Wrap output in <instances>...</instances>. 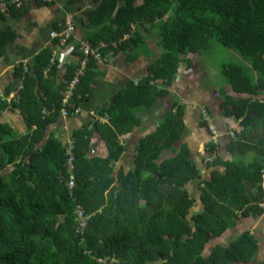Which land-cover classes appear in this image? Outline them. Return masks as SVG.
I'll list each match as a JSON object with an SVG mask.
<instances>
[{
	"label": "trees",
	"instance_id": "trees-1",
	"mask_svg": "<svg viewBox=\"0 0 264 264\" xmlns=\"http://www.w3.org/2000/svg\"><path fill=\"white\" fill-rule=\"evenodd\" d=\"M8 13H0V21ZM85 14L101 25L86 40L93 47L118 43L125 50L145 44L133 25L148 24L159 34L161 56L145 79L129 85L99 113L108 119L96 123L107 156L91 155L95 130L85 127L75 132L72 190L67 184L66 146L49 134L64 107L63 95L44 94L57 73V65H51L54 49L36 57L34 71L18 68L24 79L20 97L11 103L1 98L0 111L20 110L29 129L17 134L9 123L0 122V264L251 262L258 251L251 233L227 247H208L235 228L241 216L263 213L264 0H103L98 9ZM15 38L10 28L0 30V60ZM213 44L239 52L251 66L229 64L222 69L225 83L237 95L224 94L222 109L226 116L241 120L242 130L229 147L233 160L218 158L211 163H222L225 169L213 170L211 179L202 182L205 209L195 212L187 186L201 179L202 172L187 148H176L186 130L182 105H176L156 132L141 141L132 170L117 173L114 166L126 151L120 137L140 124L136 110L151 108L168 95L183 60L207 53ZM95 63L91 59L67 106L70 115L88 99ZM74 73L75 67L69 80ZM40 92L47 97H39ZM44 107L54 112L43 115ZM215 149L212 144L211 150ZM165 151L174 156L163 160ZM80 205L89 218L83 234L76 215Z\"/></svg>",
	"mask_w": 264,
	"mask_h": 264
},
{
	"label": "crops",
	"instance_id": "crops-1",
	"mask_svg": "<svg viewBox=\"0 0 264 264\" xmlns=\"http://www.w3.org/2000/svg\"><path fill=\"white\" fill-rule=\"evenodd\" d=\"M102 1L53 0L47 3L32 0L22 8H11L10 14L8 13L4 20L0 21V30L10 28L16 34L15 40L8 44L6 55L0 60V99H6L10 103L19 99L24 79L18 76V68L20 70V66L23 65L25 69L31 67L34 71L36 57L48 48L57 50L60 60H57V73L51 76V81L44 87V92L63 95L64 99L67 84L74 77L69 80L68 73L71 68L75 67L74 74H76L84 58L79 49L80 41L88 40L87 38L94 36L101 27L92 22L85 13L98 9ZM141 3L142 1L139 2ZM69 13L75 17L77 32L71 41L64 44L60 38L52 37V33L63 31ZM133 29H139L140 35L145 39V44L142 42L135 48L130 47L124 50L119 49L118 43H114L112 47L107 42L103 43L100 50L103 59L95 60V67L90 69L88 99L76 115L64 116L63 107L62 115L51 127L49 134L53 133L64 142V145L69 139H74L75 132L85 127L96 132L98 121L108 123V119L100 117L99 113L114 104L118 95L129 85L139 84L145 79L150 73V67L160 58L161 51L158 45L160 37L157 30L148 24L144 27L133 25ZM57 40H59L58 43ZM203 55V53L191 54L184 59L172 86L168 88V95L159 98L151 108L136 110L140 124L128 134L120 137L126 151L114 166L117 173L120 171L128 173L132 170L136 164L137 148L141 141L156 132L160 124L175 111L176 105H182L185 108L186 130L176 148L178 150L183 147L187 148L191 159L202 172L201 179L194 180L187 186L191 197L195 200L193 209L195 212L205 209L201 200L202 182L211 179L213 170L225 169L222 163L216 166H211V163L218 158L225 162L233 160L234 156L229 147L232 140L236 139L237 131L242 130L241 120L226 116L222 109L224 94L237 96L232 86L223 82V87L218 89L208 86V83L205 84L206 86L201 84V79L204 81V77L209 78L210 76L206 69L209 63L204 61ZM188 58L190 61L187 60ZM87 71L88 69L85 75ZM49 72V69L44 72L45 77L49 76ZM161 83L163 84L162 81L159 82L160 85ZM162 88H165L164 84ZM41 94L42 92L38 94L39 97H47ZM203 107L209 110L214 119L217 129L216 136L211 133L202 116ZM42 112L43 115H50L54 110L44 107ZM0 117L3 118L0 122L9 123L17 134H25L29 129L20 110L0 111ZM258 130L262 132L261 128ZM94 137L92 150L96 152V155L99 152L98 155L107 156V149L100 142L97 132ZM212 144L216 147L215 151L211 150ZM173 156L171 151H165L162 159L166 160ZM260 207L263 213L253 212L249 216H241L236 227L214 240L212 246L209 245L210 249L219 244L230 246L243 234L251 233L257 240L258 251L253 260L247 264H264V202L260 204Z\"/></svg>",
	"mask_w": 264,
	"mask_h": 264
},
{
	"label": "built area",
	"instance_id": "built-area-1",
	"mask_svg": "<svg viewBox=\"0 0 264 264\" xmlns=\"http://www.w3.org/2000/svg\"><path fill=\"white\" fill-rule=\"evenodd\" d=\"M32 0H0V13H8L10 12L11 8H22L24 7L27 3L31 2ZM43 2L50 3L53 0H41ZM77 32L76 28V23H75V17L72 14H68L65 20V27L61 33L53 32L52 37L54 38H60L62 43H68L71 41ZM129 36H125L124 40L128 39ZM80 47V52L84 55L83 60L80 63V67L78 68L76 74L74 77L68 82L65 93H64V99H63V115L64 116H70L69 111H68V104L73 100L76 91L78 90L79 86L81 85L82 78L85 75L86 70L88 69L90 65L91 59L95 60H102L103 55L101 54L100 50L101 47L95 49L89 41L82 40L79 43ZM64 58V57H63ZM62 58V59H63ZM57 60H60V57L58 59V52L57 50L54 51L52 59H51V65H57ZM79 109L75 112V114L71 115H76L78 114ZM202 116L204 120L207 122L209 129L211 133L216 136L217 135V129L214 123V119L211 116L209 110L206 107L202 108ZM233 134V133H232ZM66 146V153L68 156V161H67V167H68V172H69V180H68V187L69 189H74L76 185V154H75V140L74 139H69L67 143L65 144ZM96 152L92 150L91 155H95ZM76 215L77 219L79 221L80 229L79 232L83 234L85 228L88 226V216L86 215L85 209L80 205L77 207L76 210Z\"/></svg>",
	"mask_w": 264,
	"mask_h": 264
},
{
	"label": "rangeland",
	"instance_id": "rangeland-1",
	"mask_svg": "<svg viewBox=\"0 0 264 264\" xmlns=\"http://www.w3.org/2000/svg\"><path fill=\"white\" fill-rule=\"evenodd\" d=\"M94 48L97 49L96 47H94ZM203 59H204V61L209 63V66L206 67V69L208 70L210 76H209V78L208 77L205 78L203 75L205 80L203 81L201 79L200 82L203 86L206 83H208V86H211L213 88L217 87L218 89L223 87V82H225V78L222 76V69L225 65L239 64V65H242L244 67H247L248 69L251 66L249 61L247 59H245L239 52L225 48L219 44H213L211 49L203 55ZM250 73H251V71H250ZM211 74H214V75H211ZM1 117H0V120L3 119ZM98 154H99V152H98ZM9 170H11V168H9ZM211 246H212V244H211ZM208 248H210V247H208Z\"/></svg>",
	"mask_w": 264,
	"mask_h": 264
}]
</instances>
